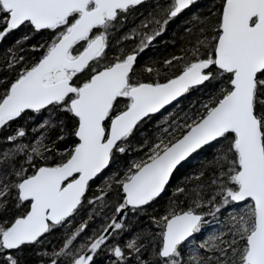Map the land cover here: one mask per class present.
Returning <instances> with one entry per match:
<instances>
[{
    "label": "snow or ice",
    "instance_id": "1",
    "mask_svg": "<svg viewBox=\"0 0 264 264\" xmlns=\"http://www.w3.org/2000/svg\"><path fill=\"white\" fill-rule=\"evenodd\" d=\"M193 3L0 0V42L21 32L0 65V264H264V0L194 13L140 60Z\"/></svg>",
    "mask_w": 264,
    "mask_h": 264
},
{
    "label": "trees",
    "instance_id": "2",
    "mask_svg": "<svg viewBox=\"0 0 264 264\" xmlns=\"http://www.w3.org/2000/svg\"><path fill=\"white\" fill-rule=\"evenodd\" d=\"M163 0H149L146 3H162ZM221 4V0H194L193 5L188 10L184 11L178 18H175L173 21L169 22L168 29L165 33H162L159 37H157V42L151 47L149 50H145V53H142L139 57L140 60H146L149 58H159L163 57L173 51L176 50V46L180 44L181 37L183 35L184 31V25L185 21L188 20L192 14H199V15H208L209 12H214L216 8H218ZM138 8L140 6H137ZM141 11H145V9L141 8ZM140 19V16L138 14H133L129 17V20L125 23L124 27L121 28L119 31L123 32L127 28L133 27L135 23H137ZM21 35V32L16 31L12 34H9L5 37L4 41L0 44V65H3L6 61V53L7 50L15 45L17 39ZM45 39H47V36H33L31 40L28 41V43H33L36 41L43 42ZM175 41V43H173ZM19 47V46H17ZM131 47V45H129ZM27 55H32V50H27ZM5 75L11 76V73L7 72L6 69L0 67V89L4 87V81L3 77ZM203 95L202 92L193 90L191 93L186 94V97L184 99V103L182 107L187 108L190 103H196L198 98H200ZM41 119L40 116L36 117V121H39ZM35 121H30V123H34ZM149 132L151 131V122L149 125L145 126ZM9 132H11V129H9ZM4 135V133L0 132V136ZM64 146H67V142H60ZM2 146V144H0ZM212 149L207 148L206 151L203 153L204 156L210 157L212 154ZM193 162H189V164L183 168H180L177 173H175V179L172 181L174 184L176 181H179L184 175H187L188 172L194 167ZM97 183H99V180H97ZM92 191H98L95 187H93ZM169 191V195H170ZM165 201H161L158 205L155 206V208H150L148 212L141 213L138 217V220L142 224L149 223V215L153 213H162L164 210ZM87 219V217H85ZM103 222V218L99 215H97L94 219L89 220V229H86L85 231H88L90 229L94 230L100 223ZM206 229H208L211 226H205ZM62 239V230L56 229L55 233L49 237L50 243L46 242L45 246L48 248L52 247V244H59L60 240ZM108 253H104L103 255H100L97 257V264H106ZM24 257L27 261V264H38V261L41 259H46L45 257L39 256L34 250L27 249L24 253Z\"/></svg>",
    "mask_w": 264,
    "mask_h": 264
},
{
    "label": "water",
    "instance_id": "3",
    "mask_svg": "<svg viewBox=\"0 0 264 264\" xmlns=\"http://www.w3.org/2000/svg\"><path fill=\"white\" fill-rule=\"evenodd\" d=\"M147 1H149V0H145V2H147ZM190 8H191V6H190ZM188 10V9H187ZM186 11V10H185ZM0 44H1V42H0ZM167 107V106H166ZM163 111V110H162Z\"/></svg>",
    "mask_w": 264,
    "mask_h": 264
}]
</instances>
